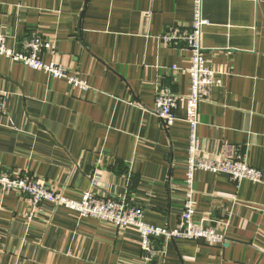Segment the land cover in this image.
Returning a JSON list of instances; mask_svg holds the SVG:
<instances>
[{
    "label": "crops",
    "instance_id": "crops-1",
    "mask_svg": "<svg viewBox=\"0 0 264 264\" xmlns=\"http://www.w3.org/2000/svg\"><path fill=\"white\" fill-rule=\"evenodd\" d=\"M193 11L192 0H0L10 47L22 49L34 34L55 40L44 60L88 85L0 55V172L33 175L75 200L94 183L98 196L142 206L147 223L175 228L190 143L186 105L168 129L154 109L161 89L189 93L188 74L172 67H189L191 51L160 37L189 27ZM203 14L205 55L223 81L201 105L202 154L241 151L264 171V0H204ZM195 189V220L228 221L226 242L171 240L155 261L143 257L134 227L0 189V264H264V181L236 184L201 171Z\"/></svg>",
    "mask_w": 264,
    "mask_h": 264
},
{
    "label": "built area",
    "instance_id": "built-area-1",
    "mask_svg": "<svg viewBox=\"0 0 264 264\" xmlns=\"http://www.w3.org/2000/svg\"><path fill=\"white\" fill-rule=\"evenodd\" d=\"M193 21L187 28L175 27L160 37L167 46H179L184 43L191 51V65L187 68L173 66L172 69L188 74L190 79L189 93L179 95L169 89H161L155 98L154 112L161 119L164 128L168 129L177 120L175 110L185 103V120L189 124L190 143L186 162L185 195L182 213L175 228L158 227L144 220L142 206L129 204L125 199L100 197L91 187L82 193L78 200L66 197L62 192L46 186L45 182L33 175L20 174L14 176L10 172H0V189L2 192H16L27 197L34 206L50 202L55 207L64 206L76 211L80 218L94 217L114 225L119 229L136 228L141 236L142 255L147 261L164 259L168 254V243L171 240L183 239L200 241L209 245H223L226 240L224 227L228 221L220 223V227L210 219L195 220L197 209L195 180L197 172L210 171L225 173L236 184L248 179L253 182L264 181V171L252 166L241 151L233 154L204 155L202 141L198 133L202 103L210 97L214 87L220 86L223 79L217 69L210 65L202 41L203 28L209 25L203 14V1L192 0ZM22 49L18 50L7 44L5 35H0V55L21 62L39 71H46L54 78H66L74 86L86 90V81L78 75H72L59 63H47L43 54L56 49V41L41 34H34L24 40ZM5 110L3 96L0 94V113ZM95 182V181H94Z\"/></svg>",
    "mask_w": 264,
    "mask_h": 264
}]
</instances>
